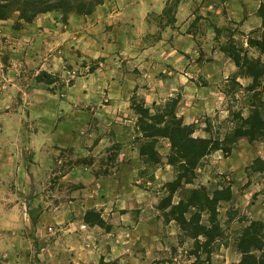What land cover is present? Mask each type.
Segmentation results:
<instances>
[{"label":"crops","instance_id":"1","mask_svg":"<svg viewBox=\"0 0 264 264\" xmlns=\"http://www.w3.org/2000/svg\"><path fill=\"white\" fill-rule=\"evenodd\" d=\"M168 1L106 0L91 15H71L70 27L64 31L56 27L58 16L48 11L27 22L23 36L32 40L31 47L48 52L59 41H67L75 29L94 20L96 26L86 30L105 32L111 25L118 37L114 46L132 49L135 36L150 29L149 13H162ZM197 2L214 10L210 15L204 14L210 22L211 37L223 17L236 22L246 34L264 27V0H181L175 23L166 26L177 52H184L172 60L183 85L177 114L186 124H196V135L207 136L203 118L214 123L220 113L228 112L225 119L230 115L223 84L237 76L246 87L253 79L238 75L239 68L232 58L217 55L216 46L209 39L203 47L206 58L197 57L192 31ZM86 34L83 31L78 40H84ZM49 61L60 69L63 58L56 55ZM111 63L78 76L66 90L69 99L100 101L92 124L87 121L91 116L85 113L54 121L53 114L57 115L68 103H59L64 92L35 89L26 94L30 100L26 107L35 119L26 129L18 117L22 108L14 104L18 92L14 88L0 89V131H13V138H26L31 150L27 156L19 143L8 150L2 144L5 136L0 134V264H176L163 255L169 243L174 242L179 227L174 220L165 221L159 208L165 184L176 178L174 167L166 163L170 142L163 137L158 139L156 148L164 163L148 179L142 139L118 120V114L128 109V100L135 92L144 95L147 104H153L162 97V89L148 83L150 74L141 66V74L130 68L131 64L138 65L135 60L126 61L125 70L119 61ZM52 97L60 106L56 113L50 110L48 114V105L40 106L35 100ZM12 106L18 111L14 112V122L8 123L5 111ZM250 106L242 108L246 110L244 115L249 114ZM115 144L121 147L118 156H108L100 162ZM65 148H72L77 154L68 165L69 158L61 154ZM83 156L90 161L76 160ZM205 158L202 175L194 183H210L214 173L226 174L233 181L234 193L243 188L242 196L252 197V218H264V181L251 182L247 173L257 158L264 160V140L242 138L229 155L218 149ZM175 198L176 195L174 203Z\"/></svg>","mask_w":264,"mask_h":264},{"label":"rangeland","instance_id":"2","mask_svg":"<svg viewBox=\"0 0 264 264\" xmlns=\"http://www.w3.org/2000/svg\"><path fill=\"white\" fill-rule=\"evenodd\" d=\"M180 1L181 0H169L162 13H157L155 11L150 12L148 16L150 29L143 34L135 36L136 41L132 49L126 48L127 46H120L118 48L114 46V44L118 43L116 42L118 37L113 33L114 29L111 25L107 26L105 32L92 33L86 30V28L96 26L95 21L92 20L88 21L81 29H75L71 32V36H69L67 41L61 40L54 45L52 49L48 50V52H43L31 47V39L24 38L25 36H23V34L25 35V33L23 29L27 22H23L22 25H17V13L12 14L7 19H0V89L7 91L9 88H14V90L16 89V92H18L14 104L15 107L22 108L20 110L21 114L18 116L19 122L22 123L26 129L34 123L35 119L31 116L26 107L28 102H30L26 94L36 89L38 91L49 90L53 92H64V95H61L59 103L64 104L66 101H68V103L66 107H62V111H59L57 115L53 114L54 121L61 120L65 116H80L85 113L91 116L87 120L88 123H94L93 114L97 111L100 101L98 103H88V100L69 99L66 95L67 88L74 84L78 76H85L96 69H100V67L113 64L111 63L112 60L119 61L122 69L125 70L127 69L126 61L131 59L135 60L138 65L135 66L131 64L130 68H135L134 70H137L140 74L141 68L145 73L149 72L150 81L148 83H151L152 86L156 85L158 89H162V97L158 102L153 104H147L144 95L135 92L128 100V109H123L122 114H118V117H120L118 118L119 122L133 128V134L136 133L141 137L142 133L139 131L137 125L140 114L137 112L135 104L144 100L146 106L150 107L151 113H155L173 98H178L180 101L183 95V85L180 83L181 78L179 77L180 72L173 66L172 60H175L178 56L184 55V52H177L178 50H176L177 48L172 41V35L165 30L166 26L175 23V14ZM196 11L198 13L195 12L196 18L192 25V31H194L196 38V55L199 59L206 58L203 47L205 42L209 39L211 43L216 46L218 51L217 55L225 54L229 56L224 49L235 46V48H242L243 51H247L249 57L261 58L262 62H264V53L257 47L248 45L250 38H255L263 34L264 27L250 34H246L239 29L236 22L223 17L221 25L216 28V34L208 37L210 22L204 18V14L207 13L210 15L214 10H209L203 6L202 3L197 2ZM51 12L58 16L59 25L56 27L59 31L67 30L70 27V16L76 14L70 13L66 16L63 11L59 9L51 10ZM262 12L264 13V6L262 7ZM214 20L217 21V19ZM83 31L87 34L84 40L79 41L78 39L83 36ZM56 55L63 58L60 69H55L53 64L49 61L50 58ZM107 61L110 63H107ZM146 86L148 85L146 84ZM223 91H225L224 102L229 110H242V112H246V110L243 109L244 107H248V105L250 106L252 92L247 91L245 86L242 88L235 85L232 80L223 84ZM134 96L137 97L134 98ZM35 101H37V104H40V106L43 104L48 105V114L51 113L50 110L56 113L57 107L60 106V104H57L58 100L54 97H52V99L42 98ZM12 109L13 106L6 109L5 122H14V117H16L14 112L18 110L14 111ZM11 110L12 112H10ZM249 110H251V106ZM227 113L228 112H222L214 117V131H219L224 134L226 129L222 122ZM40 116L41 115H38V118ZM203 121H205L204 127L206 128V119L203 118L202 122ZM0 134L5 136L2 144L8 146L6 147L8 150L11 146H16L19 143L21 148L25 147L23 149L27 153V156L31 154V150L29 149L30 146L26 138H13L14 132L8 130L0 131ZM161 144L164 145V143ZM164 148L165 147L162 146L163 150ZM120 149L121 147L119 144L113 145L108 150L109 153L100 158V162L105 161V158L108 156L113 157V159L116 158L120 153ZM61 154L69 158L67 165L70 162H74V156L77 155L72 148L63 149ZM87 157L91 156L88 155ZM87 157H78L76 160L90 161ZM145 158L147 160L145 175L146 178L151 179L153 178V172L158 164L150 162L147 156H145ZM205 160L206 158L203 159L201 166H199L197 176L202 175V166L205 165ZM256 168L258 170H255ZM259 171H261L262 174L258 173ZM263 172L264 160L257 163L254 167L247 168V173L251 182L259 180L264 181ZM210 181V183L205 184H202V181L199 183L193 182L186 186L188 188H193L204 185L212 191L216 188L232 187L233 185L232 179L226 174L214 173ZM243 192V188L237 193H234L232 190L231 199L222 202L219 206L218 220L220 223L221 235L217 237L215 243L208 247L203 244L205 241L204 237H200L199 241L192 238L189 236L188 231L182 229L175 219H170L169 217L172 216L170 212L171 209L170 207L161 209V201L159 208L164 220H174L179 227V232L174 242L169 243L167 246L166 253L163 255L164 259L174 261L176 264H238L242 255L235 247V240L241 228L248 225L251 220H255L252 218L250 212L252 197L245 199L242 196ZM168 194L169 190L165 187L164 198L168 196ZM175 201H179V192L176 193ZM166 214L169 216L166 217ZM207 216L208 215H204V219H206Z\"/></svg>","mask_w":264,"mask_h":264},{"label":"trees","instance_id":"3","mask_svg":"<svg viewBox=\"0 0 264 264\" xmlns=\"http://www.w3.org/2000/svg\"><path fill=\"white\" fill-rule=\"evenodd\" d=\"M105 0H0V19H7L12 14H18L17 25L33 21L39 14L54 9L62 10L67 16L70 13L79 15L91 14ZM263 7V6H262ZM262 12V9H261ZM264 16V13L262 12ZM249 46L257 47L264 53V32L261 36L252 37ZM239 68L238 75L252 77V83L246 90L252 92L251 110L245 116L242 110L232 111L223 120L224 134L213 130V121L206 120L207 136L196 135V124H186L177 114L178 98H173L164 104L163 108L151 113L150 107L141 100L135 104L140 137L143 139L141 153L150 162L162 164V156L156 148L159 138L170 141V151L166 163L176 171V178L165 184L169 190L163 198L160 208H169L170 219H175L189 236L199 241L204 237L206 247L216 242L221 235L218 220L219 206L232 197V187L209 190L204 185L188 188L186 185L194 182L203 159L213 151L222 149L229 155L237 142L246 138L250 141L264 140V62L261 58L249 57L242 48L230 46L224 49ZM235 85L243 88L237 76L230 78ZM137 96H134V98ZM263 159L257 158L248 168L254 167ZM255 170H258L257 168ZM179 192V201L173 202V197ZM204 215H208L204 219ZM169 215L166 214V217ZM235 247L242 258L238 264H264V219L251 220L239 231ZM211 251V250H209Z\"/></svg>","mask_w":264,"mask_h":264}]
</instances>
